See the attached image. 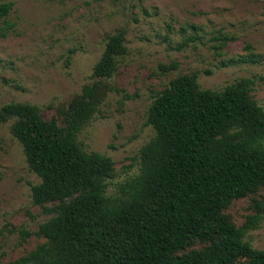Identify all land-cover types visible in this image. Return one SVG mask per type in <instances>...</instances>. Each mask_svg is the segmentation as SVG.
Returning a JSON list of instances; mask_svg holds the SVG:
<instances>
[{"label": "trees", "instance_id": "1", "mask_svg": "<svg viewBox=\"0 0 264 264\" xmlns=\"http://www.w3.org/2000/svg\"><path fill=\"white\" fill-rule=\"evenodd\" d=\"M12 10L0 3V38L15 28ZM127 53L124 30L108 37L96 80L62 111L61 123L29 103L0 108V123L13 121L10 132L40 179L33 203L52 205L35 233L45 242L10 264H264V250L245 240L264 220V203L241 227L225 214L264 187V108L251 96L264 76L218 91L202 89L197 74L174 79L149 108L154 136L141 151L140 173L110 195L113 160L85 150L79 135L100 112L111 90L105 81ZM197 242L204 247L185 252Z\"/></svg>", "mask_w": 264, "mask_h": 264}, {"label": "rangeland", "instance_id": "2", "mask_svg": "<svg viewBox=\"0 0 264 264\" xmlns=\"http://www.w3.org/2000/svg\"><path fill=\"white\" fill-rule=\"evenodd\" d=\"M2 2L13 4L8 20L15 28L0 38V108L29 103L59 123L73 98L96 80L94 67L108 37L126 32L128 53L105 81L111 90L100 112L79 135L85 150L113 160L110 195L140 173L141 151L154 136L146 125L149 108L174 79L197 74L202 89L218 91L243 78L264 76V0ZM224 37L227 43L220 40ZM184 41L188 45L180 47ZM250 56L258 62H230ZM173 63L176 70L161 68ZM251 96L264 108L262 83ZM12 123H0V264L43 244L35 233L52 217L46 211L51 204L33 203L32 186L40 179L10 132ZM257 203H264V187L233 201L225 214L241 227L256 214ZM245 240L264 250V220ZM203 247L197 242L185 252Z\"/></svg>", "mask_w": 264, "mask_h": 264}]
</instances>
